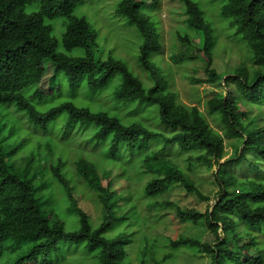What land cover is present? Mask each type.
I'll list each match as a JSON object with an SVG mask.
<instances>
[{
    "label": "trees",
    "instance_id": "trees-1",
    "mask_svg": "<svg viewBox=\"0 0 264 264\" xmlns=\"http://www.w3.org/2000/svg\"><path fill=\"white\" fill-rule=\"evenodd\" d=\"M157 1L118 0L115 6V14L135 26L143 39L138 60L152 82L146 86L113 50L104 54L99 32L85 13L78 14L85 0H0V264L61 263L72 249L82 250L97 264H129L128 247L134 242L139 213L130 209L133 192L118 186L122 178L145 181L142 199L154 208L158 196L173 187L208 202L196 169L214 166L218 190L204 213L170 200L164 205L181 223L205 226L215 239L203 242L180 235L167 239L169 245L208 255L212 264H264V0H223L220 14L241 36L253 62L250 68L238 64L228 76L214 68L209 54L213 38L207 32L211 23L202 6L178 0L186 8L188 28L199 38L196 45L188 38L184 41L208 61V79L193 81L216 84L226 76L222 85L227 95L214 93L208 110L217 115L227 137H236L235 153L227 159L225 135L210 126L200 108L181 102L154 59L161 36L146 10L154 9ZM185 35L189 33L179 38ZM64 83L72 98L53 105L54 93L61 94ZM30 88L34 91L27 95ZM79 91L90 104L73 100ZM106 93L113 105L94 107ZM40 102L49 106L42 109ZM149 106L158 111L167 134L132 114L122 116L125 109ZM10 108L43 133L64 116L65 134L87 135L98 159L80 156L72 173L66 160L56 156L51 136L37 137L38 149H27ZM160 140L162 148L152 150L153 142ZM173 147L190 154L187 170L162 155ZM80 185L96 197L97 225L79 206L75 192ZM58 195L68 200L78 227L66 226L57 210ZM148 255L141 253V264L147 263Z\"/></svg>",
    "mask_w": 264,
    "mask_h": 264
},
{
    "label": "rangeland",
    "instance_id": "rangeland-1",
    "mask_svg": "<svg viewBox=\"0 0 264 264\" xmlns=\"http://www.w3.org/2000/svg\"><path fill=\"white\" fill-rule=\"evenodd\" d=\"M152 1V0H147ZM198 2L204 12L207 21L211 25L207 28L208 34L213 38V49L209 52L214 58V68L219 74L226 76L232 75L231 69L238 64L245 63L248 68L253 66L250 53L247 50L245 43L241 40V36L236 35L234 30L228 27V22L221 16V6L223 0H194ZM118 0H85V5H82L78 11L79 15L85 13V16L91 22L93 27L99 32V41L101 47L104 48V54L114 51L117 57H121L129 70L139 77L146 86H151L152 82L148 79L147 73L142 70L138 56L140 45L143 41L141 35L135 26H129L123 17L115 14V6ZM150 2L149 5H151ZM146 13L156 23L158 33L161 36V46L159 52L155 54L154 59L162 67L163 75L167 77L170 86L179 96L182 103L189 106H197L204 112L210 126L223 135H225L226 144V159L233 157L235 153L234 142L236 137H227L221 122L217 121L216 114H210L208 110V101L213 97L214 93L227 95V91L223 88L225 85L226 76L222 83H200L194 82L193 79L207 80L208 75L207 59L198 54L196 48L185 42L189 39L193 44L198 41V37L190 31L186 23L187 13L185 6L178 0H158L154 9L147 8ZM57 28L61 27L60 21L55 23ZM189 33L180 37V34ZM106 38V41L103 39ZM61 42V39H58ZM196 45V44H195ZM212 48V47H211ZM208 52V51H207ZM184 57V61L173 60L174 57ZM49 69V64L46 65ZM54 70V68L52 67ZM51 74L49 73L50 77ZM59 76V75H58ZM46 77V78H47ZM46 78L44 82H47ZM223 84V85H222ZM116 84L113 83L112 88ZM34 91L33 88L27 89L26 94L30 95ZM44 91L49 93L47 86ZM52 100L53 105L62 102L64 99L72 98L69 94L67 84H63L62 93H54ZM36 100V99H34ZM76 103L86 105L89 102L84 96L83 91H79L73 99ZM102 104L105 108H110L113 105V100L110 93L102 95L96 99L94 107ZM38 105L43 109L49 106L47 102H40ZM135 107V106H134ZM125 109L122 116L126 114L131 117L136 116L152 129L167 134L168 131L161 126V121L158 116V111L154 106H149V109L135 108ZM11 120H17V125L20 129L21 137L26 139L27 149H38L37 137L45 138V135L51 136L57 148L56 156L60 155L63 160H66V169L75 172L74 162L80 156L97 160L98 156L94 149V145L87 141V135L81 133L65 134L63 126L65 124L64 116L60 117L56 125L49 129L48 132L35 129L28 121L27 117L13 108L9 110ZM170 135V134H169ZM162 148L161 140L153 142L152 150L159 151ZM162 155L169 159L176 160L181 167L187 170L190 154L183 153L177 147L169 148L162 152ZM56 160V159H55ZM216 167L196 169V177L199 180L204 195H209V201H201L197 196L187 193L181 188L173 187L165 193L158 196V208H154L146 200H143L141 189L145 181H140L139 178L128 181L123 179L119 182L120 188L128 187L132 196L129 199L131 210L139 213V219L135 226V237L132 245L128 247L129 264H141V253L147 251L148 258L146 264H212V259L208 255H197L187 248L173 249L169 243V238H177L180 235H187L198 238L203 242H210L215 239L214 233L208 230L205 226H186L181 223L172 213L166 209L164 202L170 200L179 204L183 208H194L201 212H205L211 204L218 190L215 180ZM236 171V170H235ZM239 175H242L238 170ZM248 174V173H247ZM245 175V174H244ZM24 177H29L24 172ZM76 198L79 206L91 217L94 224L97 225L100 219L99 205L95 195L84 185L79 186L76 193ZM69 202L66 197L57 196V210L61 218L65 221L68 228L78 227V217L74 213L68 211ZM222 233V229L219 231ZM165 241L167 242L165 244ZM151 249L154 253L150 255ZM56 264H97L92 257L88 256L82 250H71L68 256L61 263Z\"/></svg>",
    "mask_w": 264,
    "mask_h": 264
}]
</instances>
